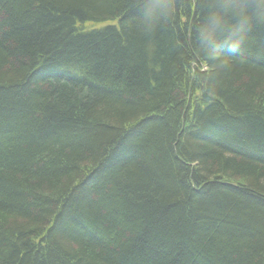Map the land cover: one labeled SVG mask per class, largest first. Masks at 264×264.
<instances>
[{"label":"trees","instance_id":"16d2710c","mask_svg":"<svg viewBox=\"0 0 264 264\" xmlns=\"http://www.w3.org/2000/svg\"><path fill=\"white\" fill-rule=\"evenodd\" d=\"M127 18L0 0V264H264V57L207 79L195 6Z\"/></svg>","mask_w":264,"mask_h":264},{"label":"clouds","instance_id":"9594fccd","mask_svg":"<svg viewBox=\"0 0 264 264\" xmlns=\"http://www.w3.org/2000/svg\"><path fill=\"white\" fill-rule=\"evenodd\" d=\"M125 29L152 42L155 36L193 6L198 18L187 27L189 53L205 66L207 79L231 67L233 57H264L254 33L264 35V0H125ZM198 79V77H197Z\"/></svg>","mask_w":264,"mask_h":264}]
</instances>
